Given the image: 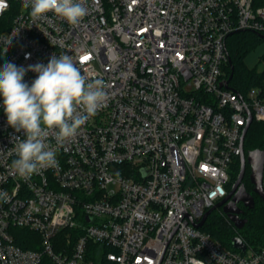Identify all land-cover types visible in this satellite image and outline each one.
Instances as JSON below:
<instances>
[{
  "label": "built area",
  "instance_id": "built-area-1",
  "mask_svg": "<svg viewBox=\"0 0 264 264\" xmlns=\"http://www.w3.org/2000/svg\"><path fill=\"white\" fill-rule=\"evenodd\" d=\"M22 5L0 0V70L31 86L29 66L66 54L108 99L25 180L0 96V264H264V247L195 227L228 196L249 119L264 122V80L243 94L225 75L228 38L264 35V0H86L77 25Z\"/></svg>",
  "mask_w": 264,
  "mask_h": 264
},
{
  "label": "clouds",
  "instance_id": "clouds-1",
  "mask_svg": "<svg viewBox=\"0 0 264 264\" xmlns=\"http://www.w3.org/2000/svg\"><path fill=\"white\" fill-rule=\"evenodd\" d=\"M85 4L86 0H23L22 6L31 9L34 20L53 12L77 25L87 14ZM27 71L38 74L31 86L23 80L25 68L8 62L0 70V96L7 123L17 132L23 130L26 137L14 142L17 158L11 168L25 180L44 169L56 168L58 148L73 138L108 99L103 80L89 81L69 55L53 54L46 65L37 63ZM50 134L55 148L48 142ZM187 264L204 262L193 258Z\"/></svg>",
  "mask_w": 264,
  "mask_h": 264
},
{
  "label": "trees",
  "instance_id": "trees-1",
  "mask_svg": "<svg viewBox=\"0 0 264 264\" xmlns=\"http://www.w3.org/2000/svg\"><path fill=\"white\" fill-rule=\"evenodd\" d=\"M261 35L245 31L234 34L227 40V51L230 63L225 68V75L229 79L233 68L234 75L231 79V86L243 94L264 80V71L258 74L254 69H249L245 65L246 57L259 45L264 43V40L260 37ZM262 60L264 62V55L262 56ZM244 149L246 152L254 150L264 151V122H254L252 124L245 138ZM240 168V159L237 158L232 165L233 172L228 186L229 192L239 176ZM249 176L250 167L247 166L243 184L246 190L253 194L255 207L247 211L246 218L248 222L245 227L242 230H237L229 221L227 215L222 210L217 209L208 217L202 229H206L205 233L211 235L214 240L224 246L233 248V239L239 237L247 247L253 250H259L264 247V201L253 193L254 186L251 184ZM19 232L20 234L21 232L28 234L25 230H19ZM17 244L24 248H34L22 242L20 238L17 240Z\"/></svg>",
  "mask_w": 264,
  "mask_h": 264
},
{
  "label": "water",
  "instance_id": "water-1",
  "mask_svg": "<svg viewBox=\"0 0 264 264\" xmlns=\"http://www.w3.org/2000/svg\"><path fill=\"white\" fill-rule=\"evenodd\" d=\"M264 40V35L260 36ZM232 68V73L230 75L229 80L227 81L226 86H228V83L231 81L234 72ZM251 118L249 119V122L244 129L243 136L241 139V148L242 153L240 156V173L239 176L232 186L231 191L229 192L228 196L223 199L222 201L218 202L214 207H212L210 210H208L203 219L200 223L196 224V228H202L207 221L208 217L217 210L218 208L223 206V212L227 215L229 221L234 225V227L237 230H242L245 225L247 224L248 220L243 219L240 216L244 213V210L239 208V204L242 203L245 208L252 210L255 207V199L253 194L249 193L244 184L243 180L246 175V168L247 166L250 167V181L251 184L254 186L253 193L257 196H259L264 201V188H263V177H264V151L262 150H254L250 152H246L244 149V141L246 138V135L248 133V130L251 125ZM232 199L229 203L225 205V203ZM233 247L237 250H240L242 252H246L247 245L244 243V241L236 237L232 241Z\"/></svg>",
  "mask_w": 264,
  "mask_h": 264
},
{
  "label": "rangeland",
  "instance_id": "rangeland-1",
  "mask_svg": "<svg viewBox=\"0 0 264 264\" xmlns=\"http://www.w3.org/2000/svg\"><path fill=\"white\" fill-rule=\"evenodd\" d=\"M264 55V43L259 45L248 57L245 59V65L249 69H254L257 71H263L264 70V62L262 60V56ZM233 170H231V173ZM204 232L206 229H202ZM229 250H234L230 246H225Z\"/></svg>",
  "mask_w": 264,
  "mask_h": 264
},
{
  "label": "flooded vegetation",
  "instance_id": "flooded-vegetation-1",
  "mask_svg": "<svg viewBox=\"0 0 264 264\" xmlns=\"http://www.w3.org/2000/svg\"><path fill=\"white\" fill-rule=\"evenodd\" d=\"M231 200H232V199L228 200V201L225 203V205H226L227 203H229ZM238 206H239V208H241V209L244 210V213H243L240 217L243 218V219H247V218H246V213H247V211H248L249 209L245 208L244 205H243L242 203H240ZM218 210H222V211H223V206L220 207V208H218Z\"/></svg>",
  "mask_w": 264,
  "mask_h": 264
},
{
  "label": "snow or ice",
  "instance_id": "snow-or-ice-1",
  "mask_svg": "<svg viewBox=\"0 0 264 264\" xmlns=\"http://www.w3.org/2000/svg\"><path fill=\"white\" fill-rule=\"evenodd\" d=\"M84 59L86 60V59H87V57H84Z\"/></svg>",
  "mask_w": 264,
  "mask_h": 264
}]
</instances>
